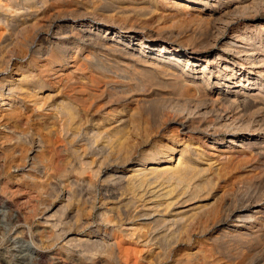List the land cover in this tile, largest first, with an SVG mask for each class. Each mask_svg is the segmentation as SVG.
Segmentation results:
<instances>
[{"label": "bare ground", "instance_id": "6f19581e", "mask_svg": "<svg viewBox=\"0 0 264 264\" xmlns=\"http://www.w3.org/2000/svg\"><path fill=\"white\" fill-rule=\"evenodd\" d=\"M176 1L183 2L184 4L191 2L201 5L203 9L200 12L203 14V17L207 15L210 17V20L211 18H215L216 21L220 22L222 26L220 27L223 29L232 26L233 20L238 15H242L249 20L254 19L256 6L260 5V0ZM116 2L117 4H121L120 0ZM210 4V8L206 9ZM117 8L120 10V13L126 9L122 6H118ZM147 9L151 10L149 12L152 13L156 10L155 8L152 9V6L147 7ZM45 10L46 5L44 8H40L37 7V3L31 0H24L23 4H19L18 0H0V27H11L9 21L20 23L18 25L12 24L11 30L13 33L11 34L9 31V35L5 36L4 40L0 38L2 40V43H0V144L7 146L5 150V154L7 155L5 175H11L12 162L18 154V157H20L19 163L14 168L18 171H23L25 177L30 180H36L37 176H42L46 182L50 180L55 170V154L59 149L66 148L64 147L62 135L66 133L69 136L70 130L66 129L67 126L73 127L76 119L81 124L82 120L88 118L87 115H84L83 119L80 117L81 112L78 109V104L74 103V101L66 103V106L62 108L61 106H54V104L51 106L49 103L54 100V97L59 96L58 94L53 95V88L45 84L41 74L46 75L49 73L48 77L57 75L56 77L65 76L67 78L63 69H72L73 75L81 74L80 80L82 82L89 79V83H85L82 92L86 99H91L93 97L98 98L101 92L100 89L93 90L89 87V85L95 87L99 81L90 79V77L87 78L88 65L90 71L97 69L95 61L91 57L93 54L99 53L113 59L115 57L117 58V62L125 67L129 64L128 62H133L135 64L133 66L134 69L129 73H125L126 75L129 74V77L126 78L128 81L123 84L125 86L122 85L123 88L121 90H115L111 93V97L118 99L115 103L110 102L111 105L109 107L111 106L112 109L107 113L106 119L109 125L105 124L101 130L95 129L96 133L93 135H90V133L85 135L84 141H86V145L91 149L92 155H100V167L95 165V167L97 166V170L95 171L93 165L96 163L94 161L92 163H82V172L77 173L82 178L85 177L86 172H90L100 178L104 175L103 165L112 161L111 163L114 164V168H111V172H106L105 175H110L111 180L108 183L112 182L120 185L132 195L130 202L135 209V215L129 223H132L134 227L136 220L141 218H145L144 220L148 222V228L135 227L129 230V233H127L130 237L127 240L129 242H124V237L122 238L121 235L112 233L108 239L100 241L98 239L93 241L85 238H79L75 241L70 239L66 243L67 248L64 249L69 252L83 254L86 256L88 264H98V262L103 261L102 259H105V262H113V264H143L147 262V255H152L150 259L153 258L151 261L148 260V264H161L164 260L170 262L173 259L171 256L174 248H171L169 241L176 238V233L179 230L181 232L184 229L187 240L189 242L192 241L189 233L191 226L202 229V232L207 230L209 233H216L222 231L225 227H230L233 230L231 239L243 242L248 241L251 237V240H254L258 232H254L253 229L264 222V210L260 209L259 205L261 204L255 203L251 199L237 203L239 206L234 205L233 201L223 205L220 204V207H212L210 204L209 206L204 205L202 207L199 205L201 211L198 210V213H195L196 216L186 222L183 217H180V212L172 213L190 201L191 199L189 198L197 191L202 189L204 191L208 186L210 187V184L213 185L211 182L212 178L209 176L205 177L209 169H199L201 167L198 168L193 164L194 162L191 157L197 154L194 148H190L191 144L190 146L183 144V148L179 151L178 159L173 156L177 152L176 148L171 146L161 148L162 150L159 153L144 152L141 155L140 162L142 163L139 165L140 168L137 167L138 169H135L134 167V170H131V174L125 176L126 173L130 172H127L129 170L124 167L131 164L138 157V151L146 144L148 136L142 135L136 131V128L134 131L125 133L126 130L123 127L125 123L129 122L126 116L133 119L140 118L137 110L127 111L128 102L132 95L135 92L142 91L141 88L144 89L150 86L153 90V87L156 86V88L160 89L171 87L175 93L185 98L186 103H190L181 105L164 104L165 111L168 110L174 115L183 116V121L179 123L180 127L178 128L193 130L204 127L205 130L209 128L213 129L215 133L225 131L252 133V128H254L253 118L264 111V54L262 52L257 53V49L252 47V40H256L253 35L255 36L259 33L253 31V27L251 26L253 24L249 23V25L246 23L243 26L239 25L240 27L232 26L233 35L224 46L225 52H210L207 56L203 57L200 52H182L181 49L174 48L167 45V43H161L157 37L160 36L159 30L154 31L150 29V32H145L144 30L147 27L143 28V26L142 28L140 26L143 31L117 28L114 24V17L119 13L116 16L106 15V18H99V24H90L85 27V30L75 32L69 31L62 20L56 22V18L53 15H51L53 17H48L47 15L48 18L46 20L44 18L42 21L45 16L40 17V15ZM31 21H35V23L30 24ZM82 26L84 27L85 25ZM221 28L219 29L221 30ZM32 30L43 41L38 50L40 61L37 60L38 58H30V60L28 58L31 51L29 46V31ZM263 30L261 29V31ZM4 34L8 33L4 32ZM51 34L55 36L56 40L54 43L48 41ZM31 39L33 40V38ZM8 41L10 43L14 42L15 47L9 48L10 46L8 47L7 45ZM52 44L59 49L61 60H58ZM82 51H88V54L82 57L79 64V57ZM27 58L29 60L27 68L17 63L19 59L26 60ZM29 64H33L34 68L39 69V73L36 74L34 68H30ZM121 71L126 72L123 68ZM157 71L158 73L156 74ZM187 71H190L188 72L189 75H187ZM102 78L106 80L105 78L108 77L102 74ZM104 84L106 85L107 83L104 81ZM75 85L74 79L68 77L65 88L75 92ZM46 92L51 93L45 95ZM47 110H54L55 113L49 114ZM164 116L166 117V114ZM176 120L173 123L176 124ZM24 122H26L29 128H32L35 135L39 138L37 144L29 140L30 133L28 134L24 131L16 132ZM83 132L76 133V135L79 136ZM15 133L17 138H11L10 135ZM11 142L17 145L24 144L29 149L19 146L20 149L15 150ZM234 142V140H231L230 143ZM148 162L152 164L145 167V164ZM210 193L212 194V192ZM70 196V193L69 195L67 194V197L63 195L68 202L71 201ZM162 212L161 217H156V214L161 215ZM167 214L169 218L165 217L168 216ZM6 215L7 212L4 211V208L0 207V224L3 217L5 220ZM152 229L155 230L151 232ZM193 229L195 231V228ZM68 237L67 232L63 234L61 239L65 240ZM70 237L72 236L70 235ZM125 243L133 246H125ZM152 246H156V252L151 249ZM39 257V261L45 260V257L40 255ZM252 257L255 258H252L251 261L248 259V264H264L263 255ZM26 258L27 256L24 254L18 258L20 260L18 261L19 264L26 263L28 261Z\"/></svg>", "mask_w": 264, "mask_h": 264}, {"label": "rangeland", "instance_id": "374dc122", "mask_svg": "<svg viewBox=\"0 0 264 264\" xmlns=\"http://www.w3.org/2000/svg\"><path fill=\"white\" fill-rule=\"evenodd\" d=\"M31 1L37 3V7L40 8H44L46 5V10L40 15V17L45 16L42 21L44 18L46 20V18L54 16L56 22L62 20L69 31L76 32L85 30L87 25L99 24V18L102 19L111 15L116 16L119 13L114 17V24L117 28L143 31V29H141L143 26V28L147 27L146 30H144L145 32L159 30L160 36H155L158 37L161 43H167V45L179 50L181 49L182 52H200L203 57L207 56L210 52H225L224 46L230 41L233 35V27H240L239 25L243 26L246 23H250L253 24L251 25L253 31L259 32L257 35H253L256 40H252V47L257 49V53L262 52L264 54V30L261 31V29H264V0H260V5L256 6V18L254 17V19L249 20L242 15H238L236 16L237 18L233 20V27L230 26L227 29L221 28L220 22L216 21L215 18H211L210 20V17L207 15L203 17V14L200 12L203 7L191 2L184 4L176 0H120L121 4H117L116 1L118 0ZM23 2L24 0H18L19 4H23ZM118 6H122L126 9L120 13V10L117 8ZM149 6H152V9H156L154 13L149 12L151 11L147 9ZM210 6L211 4L208 5L206 9H209ZM33 23H35V21L30 22V24ZM12 24L18 25L20 23L9 21L11 27L13 26ZM82 25L85 26L83 27ZM11 27H0V35L2 34L0 38L2 40H4L3 38L8 36L10 32L11 34L13 33ZM219 28H221V30ZM1 31L8 34H4V32L2 33ZM29 35V46L31 51L29 52L28 58L29 60L30 58L37 59L39 57L38 50L43 41L35 35V31L33 30L29 31ZM51 35L48 41L54 43L56 40L55 36ZM31 38H33V40ZM2 40L0 43H2ZM7 45L8 47L10 46L9 48L11 49L15 47L14 42L10 43L8 41ZM52 45L54 47V44ZM54 51L58 60H61L59 49L54 47ZM87 54L88 51H82L80 53L79 64L81 63L82 57ZM91 57H93L92 59H94L97 69H92V71H90L88 65L87 78L90 77V79L99 81L95 87L89 85L93 90H101L98 98H85L82 90L85 83H89V79L82 82L80 80L81 74L78 73L73 75L72 69H63L67 78H65V76L56 77L57 75L48 77L49 73L46 75L41 74L45 84L53 88V95L58 94L59 96L54 97V100L49 103L51 106L54 104V106H61L62 108L66 106V103L74 101V103L78 104V109L81 112L80 117L83 119L85 117L84 115L88 116V118L84 119L85 121L82 120L83 122L81 124L78 122V119H76V123L73 127L66 125V129L70 130L69 136H67L66 133L62 135L64 138L62 139L64 141V147L66 148L59 149L55 154V170L50 180L46 182L42 176H37L36 180H30L25 177L23 171H18L14 168L15 165L19 163L20 157H18V154L16 155L17 157L13 159L11 175L6 176L5 165L7 162V155L5 154V150L7 146L0 144V207L4 208V211L7 212L5 220L3 217L0 224V227L2 226L0 228V264H19L18 261L20 260L18 258L23 254L26 255V259H28L24 264H88V260H86V256L83 254L79 252H69L64 249L67 248L66 243L70 239L75 241L79 238H85L93 241L98 239L100 241L102 239H108L110 234L115 233V235H121L122 238L124 237V242H129L127 240H129L130 237L127 233H129L130 229L135 227L148 228V222L144 220L145 218L136 220L134 227L132 223H129L135 215V209L130 202L132 195L129 194L127 189L122 188L120 185H116L112 182L108 183V181L111 180L110 175H105L106 172H111V168H114V164L111 163L112 161L103 165L105 176L102 175L100 178L94 176L90 172H86L85 177L82 178L77 173L82 172V163H92L94 161L96 163L93 165L95 171L97 170V166L100 167V155H92L91 149H89L86 145V141H84L85 135L89 133L93 135L96 133L95 129L101 130L105 124L109 125V122H107L108 120H106L107 113L112 109L109 105L115 103L118 99L111 97V93L115 90H121V88L125 86L123 84L128 81L126 78L129 77V74L126 75L125 73H129L133 70V66L135 65L133 62H128L129 64L125 67L117 62V58L114 57L113 59L99 53L93 54ZM28 58L26 60L19 59L17 63L27 68L29 62ZM37 60L40 61V58ZM29 67L34 68V65L29 64ZM120 67L125 69L126 72L121 71L122 68ZM36 70L37 69L34 68V72L36 74L39 73V69ZM188 72L190 71H187V75H189ZM157 73L158 71L156 74ZM102 74L108 78L104 80ZM68 77L74 79L76 84L74 87L76 90L75 92L65 88ZM104 81L107 83L106 85ZM149 87L150 86L144 89L141 88L142 91L140 90L138 93L135 92L129 101L131 104L128 102L127 111L131 112L137 110L140 118L133 119L126 116L129 122L123 125L126 130L125 133L134 131L136 128V131L144 136H148V143L146 142V144L139 149L138 157H136L131 164L124 167L129 170L127 172H130L128 174L126 173L125 176L130 175L134 167L135 169L140 168L139 165L142 163L140 159L144 152L159 153L162 150L161 148L171 146L176 148L177 152L173 156L178 159L179 151L183 148V144L189 146L191 144L190 148H194L197 154L191 157L194 162L193 164L198 168L201 167L199 169H209L205 177H211L213 185L210 184V187L208 186L204 189V194L203 189L197 191L189 198L191 199L190 201L182 207L177 208L176 211L172 212L173 214L180 212V217H183L186 222L192 220L198 213V210L201 211L200 206H209L210 204L212 207H220L232 201L234 205H237V203L247 199L261 204L259 205L261 207L260 209L264 210V111L255 115L253 118L254 120L252 119L254 126V128H252V133H234L232 131L215 133L213 132L214 130L210 128L206 129V131L204 127L193 129L194 132L196 130L198 132L194 133L192 129H187V131L183 128H178L180 127L179 123L183 121V116L174 115L168 110L165 111L166 109L164 108V104L170 105L171 103V105H181L190 103H186L184 100L185 98L175 93L171 87L161 88L162 90L156 88V86H154L156 89L153 87V90ZM78 91L80 92L78 93ZM48 93L51 92H46L45 95ZM47 112L49 114L52 112L53 114L55 113L54 110H47ZM165 114L166 117L164 116ZM175 119H177L176 124L173 123ZM98 120L100 121L98 122ZM166 122H168L167 125ZM23 131L28 134L30 133L29 140L37 144L39 138L35 135L32 128L27 126L26 122L22 123L20 129L16 130V132ZM78 131L84 132L83 134L80 133L78 136L76 135V133H79ZM156 131L159 132L157 133ZM10 137L17 138L16 133L10 135ZM231 140H234L235 144L230 143ZM11 144L15 150H19V146L25 147L24 144L17 145L14 142H11ZM248 146H250V148H248ZM25 148L29 149V147ZM147 164H145V167H148L152 163L148 162ZM28 165L30 166V164ZM95 165L97 166L95 167ZM41 179L43 180L41 181ZM210 192H212V194ZM66 193L68 195L69 193L71 194L70 202L63 197V195L67 197ZM237 206H239V204ZM162 214L163 212L161 215L156 214V217H161ZM165 217L169 218V215ZM191 227L189 232L192 240L190 241L191 243L186 238V231L182 229L180 232L179 230L176 233V238L169 241L171 248H174L171 256L173 259H171L170 262L164 260L161 264H248L249 260L251 261L252 258H255L252 256L263 255L264 257V222L253 229L254 232H258L254 240H251L250 237L248 241L243 242L231 239L233 230L230 227H225L222 231L216 233H209L207 230L202 232V229H198L194 226ZM193 228H195V231ZM154 230L155 229H152L151 232ZM66 231L69 237L62 240L61 238L64 233H67ZM193 234L194 236H192ZM70 235L72 237H70ZM178 237L180 238L178 239ZM209 241L211 242L210 244ZM125 246L133 245L125 243ZM151 249L155 252L157 250L156 246H152ZM39 255L45 257V260L39 261ZM151 256L152 255H147V262L143 264H148L149 261L153 260V258L150 259ZM102 260L103 261L98 262V264H113V262H105V259Z\"/></svg>", "mask_w": 264, "mask_h": 264}]
</instances>
